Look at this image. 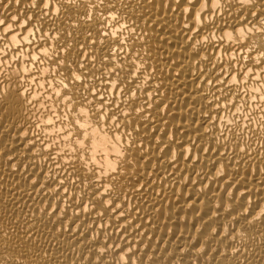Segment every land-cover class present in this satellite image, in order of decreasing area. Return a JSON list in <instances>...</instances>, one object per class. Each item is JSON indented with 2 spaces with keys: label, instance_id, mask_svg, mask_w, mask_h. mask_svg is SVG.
<instances>
[{
  "label": "bare ground",
  "instance_id": "bare-ground-1",
  "mask_svg": "<svg viewBox=\"0 0 264 264\" xmlns=\"http://www.w3.org/2000/svg\"><path fill=\"white\" fill-rule=\"evenodd\" d=\"M0 264H264V0H0Z\"/></svg>",
  "mask_w": 264,
  "mask_h": 264
}]
</instances>
